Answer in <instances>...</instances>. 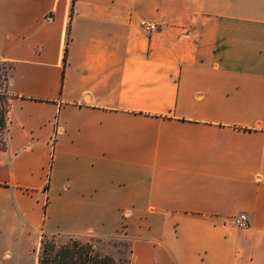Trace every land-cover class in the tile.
Here are the masks:
<instances>
[{"label":"crops","instance_id":"0c3cea01","mask_svg":"<svg viewBox=\"0 0 264 264\" xmlns=\"http://www.w3.org/2000/svg\"><path fill=\"white\" fill-rule=\"evenodd\" d=\"M0 59V264L124 220L128 264H264V0H0Z\"/></svg>","mask_w":264,"mask_h":264},{"label":"rangeland","instance_id":"374dc122","mask_svg":"<svg viewBox=\"0 0 264 264\" xmlns=\"http://www.w3.org/2000/svg\"><path fill=\"white\" fill-rule=\"evenodd\" d=\"M12 68V63L0 59V148L5 145L7 138L6 127L2 123L9 102L7 85L12 74ZM128 222L124 220L117 231L111 233L102 231L100 234L71 235L63 232H53L44 233L43 235L51 239L56 245H61L71 240L90 243L101 255L114 258L118 264H128L133 245V238L128 235V230H126L129 227ZM35 264L37 263L35 262Z\"/></svg>","mask_w":264,"mask_h":264},{"label":"trees","instance_id":"16d2710c","mask_svg":"<svg viewBox=\"0 0 264 264\" xmlns=\"http://www.w3.org/2000/svg\"><path fill=\"white\" fill-rule=\"evenodd\" d=\"M7 111L2 123L5 127H7ZM3 148L5 145L0 149ZM37 258V264H118L114 258L98 253L90 243L71 240L56 245L44 235L41 239Z\"/></svg>","mask_w":264,"mask_h":264},{"label":"built area","instance_id":"2783aa9c","mask_svg":"<svg viewBox=\"0 0 264 264\" xmlns=\"http://www.w3.org/2000/svg\"><path fill=\"white\" fill-rule=\"evenodd\" d=\"M141 26L148 32H153L157 29V25L155 23H150L148 21H141ZM235 222L239 227H246L248 220L246 215H240L239 218L235 220Z\"/></svg>","mask_w":264,"mask_h":264}]
</instances>
